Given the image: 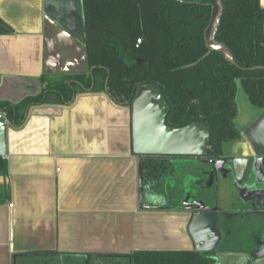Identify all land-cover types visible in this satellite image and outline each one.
I'll list each match as a JSON object with an SVG mask.
<instances>
[{
	"label": "crops",
	"instance_id": "obj_1",
	"mask_svg": "<svg viewBox=\"0 0 264 264\" xmlns=\"http://www.w3.org/2000/svg\"><path fill=\"white\" fill-rule=\"evenodd\" d=\"M259 3L264 8V0ZM90 71L83 0H0V102L37 96L47 76ZM235 103L240 138L225 151L233 170L227 179L228 202L220 195L199 199L228 213L219 264H264V256H251L264 233V214L243 211L237 189L249 180V159L264 157V108L251 105L239 84ZM131 141L129 107L104 91H77L64 104L35 103L21 125L7 121V152L1 156L7 172L0 173V264L193 250L187 198L182 202L175 196L182 204L162 203L171 188L172 160L145 161L140 200V157ZM193 177V184L203 188L205 182Z\"/></svg>",
	"mask_w": 264,
	"mask_h": 264
},
{
	"label": "trees",
	"instance_id": "obj_2",
	"mask_svg": "<svg viewBox=\"0 0 264 264\" xmlns=\"http://www.w3.org/2000/svg\"><path fill=\"white\" fill-rule=\"evenodd\" d=\"M222 4L215 40L228 47L234 63L204 40L215 0H83L91 71L47 76L37 96L0 102V111L17 127L35 103L64 104L88 90L130 107L139 87L154 84L169 105L166 123H207L208 154H219L224 142L239 138L233 124L237 85L251 105L264 108V8L259 0ZM6 172L0 156V173ZM215 256L193 249L134 251L127 258L130 264H213Z\"/></svg>",
	"mask_w": 264,
	"mask_h": 264
},
{
	"label": "water",
	"instance_id": "obj_3",
	"mask_svg": "<svg viewBox=\"0 0 264 264\" xmlns=\"http://www.w3.org/2000/svg\"><path fill=\"white\" fill-rule=\"evenodd\" d=\"M223 0H216V9L211 14V21L205 30L204 40L211 50L221 52L227 61L235 60L223 43L215 40V33L223 10ZM132 151L140 157L138 194L143 196V165L146 160H172V158H194L203 161L208 153L209 126L205 122H194L182 127H171L166 123L169 105L165 101L157 85L146 84L137 91L130 103ZM7 118L0 111V156L7 152ZM250 167L249 180L238 189L243 202L250 201L251 209L258 207L264 214V157H255ZM224 173H220V170ZM210 173H218L221 179L232 176V166L227 168L215 164ZM211 184V179L207 183ZM233 186L237 187L236 182ZM185 209L191 214L188 233L193 240L194 249L200 252H216L222 241V231L219 225L221 216L225 213L214 203L209 205L203 198L190 200ZM251 256H264V235L257 240V250ZM215 256L213 264H219Z\"/></svg>",
	"mask_w": 264,
	"mask_h": 264
},
{
	"label": "rangeland",
	"instance_id": "obj_4",
	"mask_svg": "<svg viewBox=\"0 0 264 264\" xmlns=\"http://www.w3.org/2000/svg\"><path fill=\"white\" fill-rule=\"evenodd\" d=\"M172 163H173V168H174V171H172L173 175L171 176V178H169V180H167V182L170 183L169 185L171 186V188L166 193L168 198H166V201L162 203L165 204L167 202V204H171V203L176 204L179 201L177 202L175 200H178V198L184 199L185 197L190 198L192 200L193 198L190 197V195L193 196V195H196L197 193L203 194L205 197H209L212 195V197H214V199L216 200L220 195L221 198L222 197L224 198L225 204L228 202L229 195H230L229 194L230 185L228 184L229 182L227 181V179L225 180V179L219 178V181L215 182L213 185L206 184L205 187L202 186L203 188H199L193 184V181H192V179L194 178L193 176L200 177L202 182L203 181H206V183L209 182L207 180V177L201 173V170H200L201 161H199L198 159H194V158H184L183 159V158L175 157V158H172ZM175 196H177L178 198H176ZM183 199H181V201ZM182 202L181 203L179 202V203L182 204ZM238 245L244 246V243H241V244L239 243ZM220 247H221V244L218 245L217 250L215 252L216 257H219L218 251ZM33 260H37V259H33ZM40 260L41 258L38 259L39 261L38 263L42 264V262L44 261L42 260L40 261ZM51 260H52L51 261L52 264H57V263L58 264H85L84 261H86L85 259H79L76 257L74 258L72 257H56L55 258L54 257ZM88 260H89V264H95L96 262H98L94 258H91V259L89 258ZM20 262L23 263L24 260H20L18 263L20 264Z\"/></svg>",
	"mask_w": 264,
	"mask_h": 264
},
{
	"label": "flooded vegetation",
	"instance_id": "obj_5",
	"mask_svg": "<svg viewBox=\"0 0 264 264\" xmlns=\"http://www.w3.org/2000/svg\"><path fill=\"white\" fill-rule=\"evenodd\" d=\"M215 9H216V0H215ZM143 86L139 87L137 91L141 90ZM135 92V94H136ZM235 119V118H234ZM234 119H233V124H234ZM201 122V121H200ZM235 126V124H234ZM236 127V126H235ZM237 129V128H236ZM238 130V129H237ZM239 131V130H238ZM239 138H240V131H239ZM238 138V139H239ZM237 140V139H236ZM234 141V140H233ZM229 142H232V141H228V142H224L222 145H221V153L219 154H208L207 153V156L204 158L203 161H201V165H200V170H201V173L204 174L206 177H207V180L209 181L211 179V184L213 185L215 182H218L219 181V174L218 173H210V170L212 169V167L217 164L219 167H224V168H227L229 166L232 165V158L229 157L228 155L225 154V151L227 149V145ZM262 161V160H261ZM260 160H254L252 158L249 159V163H252L253 162H256V163H259L261 162ZM220 173H224L223 170L221 169L220 170ZM230 177V176H229ZM205 183H203L204 185H202L203 187L206 186V181H204ZM210 184V185H211ZM196 186V185H195ZM191 193V192H190ZM202 194L200 193H197L196 195H190V197H192L193 199L192 200H195V199H199V197L201 196ZM214 198V197H213ZM188 199V200H187ZM185 200V205H188V202H190V198H187ZM252 210L256 213H259L260 215L262 214V212L260 211V209L258 207L254 208V209H251V205L250 203H245V206L243 207L242 206V210L243 211H249ZM225 215V216H224ZM223 216H221L220 218V221H219V225H220V228H221V231H222V241L220 244H224V239H225V234L223 232V221L225 220L224 217L228 218V213L226 212ZM264 215H261L262 218ZM224 229L226 230V228L224 227ZM224 230V231H225ZM264 235V233L262 234ZM85 264H89V260L86 259V261H84ZM58 264V263H57ZM95 264H130L128 259H122V258H112V259H108V260H104V259H100L98 260V262H96Z\"/></svg>",
	"mask_w": 264,
	"mask_h": 264
},
{
	"label": "built area",
	"instance_id": "obj_6",
	"mask_svg": "<svg viewBox=\"0 0 264 264\" xmlns=\"http://www.w3.org/2000/svg\"><path fill=\"white\" fill-rule=\"evenodd\" d=\"M136 43H140V38L137 39ZM2 157H5V155H3Z\"/></svg>",
	"mask_w": 264,
	"mask_h": 264
}]
</instances>
